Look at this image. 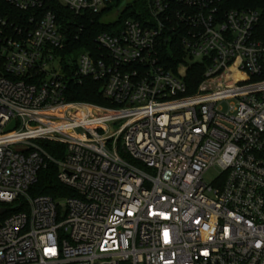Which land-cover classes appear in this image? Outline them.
<instances>
[{
  "label": "built area",
  "instance_id": "1",
  "mask_svg": "<svg viewBox=\"0 0 264 264\" xmlns=\"http://www.w3.org/2000/svg\"><path fill=\"white\" fill-rule=\"evenodd\" d=\"M1 1L28 18L0 16V264H264L260 14L227 0H56L84 18L135 10L98 52L63 56L47 0ZM66 66L111 107L68 102ZM48 161L75 197L29 195Z\"/></svg>",
  "mask_w": 264,
  "mask_h": 264
},
{
  "label": "trees",
  "instance_id": "2",
  "mask_svg": "<svg viewBox=\"0 0 264 264\" xmlns=\"http://www.w3.org/2000/svg\"><path fill=\"white\" fill-rule=\"evenodd\" d=\"M46 9L56 13L62 25L68 32L69 42L61 54L69 56L74 52L90 50L98 52L100 48L96 45V37L104 32L113 33L121 31L123 22L126 17L134 18L131 11L127 16H123L115 24H105L102 22V16L79 17L62 6L56 0H47ZM226 8L228 10H252L260 14L259 30L264 34V0H227ZM0 16L3 18H10L16 26H24L28 18L27 15L16 11L8 6L5 1L0 2ZM74 63V61H73ZM65 73L68 79L67 84V101L71 103L91 104L99 107H111L110 103L104 98L102 93V84L93 79H72L73 71L65 67ZM204 76V67L201 65L191 66L186 76V83L189 86V92L194 93L198 85L202 82ZM40 146L53 159L59 161L66 156V148L64 145L52 142H40ZM58 166L48 161L40 170L37 177V182L31 187L29 195L31 197L46 196L57 201L66 197H75L73 190L62 185L58 179ZM19 211L18 209H14ZM11 214L0 215V225Z\"/></svg>",
  "mask_w": 264,
  "mask_h": 264
},
{
  "label": "rangeland",
  "instance_id": "3",
  "mask_svg": "<svg viewBox=\"0 0 264 264\" xmlns=\"http://www.w3.org/2000/svg\"><path fill=\"white\" fill-rule=\"evenodd\" d=\"M123 15L117 14V9H112L108 13H105L102 15V22L105 24H115L117 23ZM80 57V54H75L74 57H72L74 60L78 61ZM121 125V124H120ZM120 125H117L116 127H119ZM121 155L123 157H126L125 154L122 152ZM219 177V172L215 169L210 170L205 175V181L209 184H212L216 181V179Z\"/></svg>",
  "mask_w": 264,
  "mask_h": 264
},
{
  "label": "water",
  "instance_id": "4",
  "mask_svg": "<svg viewBox=\"0 0 264 264\" xmlns=\"http://www.w3.org/2000/svg\"><path fill=\"white\" fill-rule=\"evenodd\" d=\"M15 129V123H13L9 128H8V132H11V131H13ZM6 213V209H2L1 211H0V214H5Z\"/></svg>",
  "mask_w": 264,
  "mask_h": 264
}]
</instances>
